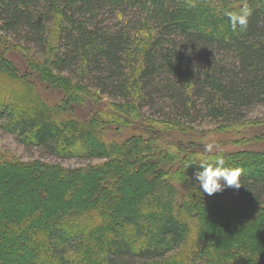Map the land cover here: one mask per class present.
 Returning a JSON list of instances; mask_svg holds the SVG:
<instances>
[{
    "label": "trees",
    "instance_id": "1",
    "mask_svg": "<svg viewBox=\"0 0 264 264\" xmlns=\"http://www.w3.org/2000/svg\"><path fill=\"white\" fill-rule=\"evenodd\" d=\"M244 13L246 25L234 30L226 14ZM59 86L73 103L54 105L47 92ZM84 101L87 116L74 109ZM258 109L261 116H251ZM199 122L213 126L189 134ZM160 124L175 126L173 137L185 132L183 141L151 136L150 125ZM0 127L55 157L104 160L83 169L1 157L0 174L12 178L6 194L23 185L16 202L28 198L29 208L0 199V228L8 231L0 264H208L218 256L214 264H264V246L224 237L220 249L199 228L202 212L211 229L212 208L264 219V149L257 148L264 136L255 133L264 128V0H0ZM214 137L238 150L217 147ZM217 153L239 171V190L211 197L191 190L172 206L175 187L195 183L192 158ZM122 161L149 177L136 214L107 224L124 201ZM84 175L96 194L71 195ZM57 177L64 183L53 196L44 179ZM15 241L18 256L10 251Z\"/></svg>",
    "mask_w": 264,
    "mask_h": 264
},
{
    "label": "rangeland",
    "instance_id": "2",
    "mask_svg": "<svg viewBox=\"0 0 264 264\" xmlns=\"http://www.w3.org/2000/svg\"><path fill=\"white\" fill-rule=\"evenodd\" d=\"M28 46L29 47L32 46L30 48L32 50L34 45L28 44ZM15 66L16 67L18 66V69L20 71V72L18 71L17 73H22V71L24 70V65L18 63ZM57 85H59V84H57ZM62 88H63V86H59L58 87L59 91L56 90V92H54V91L49 90L47 92V96H49L50 98H52L54 100V105L59 103L62 98H65V97L68 98L70 95V92L64 90L63 93L65 95L63 96V93H61ZM73 98L74 97H70L68 99L73 103V101H72ZM97 98H98V100L100 98H107L111 101V99L108 97L98 96ZM88 106H89V104L84 101L83 105L80 106L79 109L75 108V107H74V109H75V111H77L76 113L80 114L81 116H83V115L87 116L89 114L88 113V110H89ZM81 109H84V110L82 111ZM80 110H81V112H80ZM259 110L260 109L254 111L251 116L257 115L259 113ZM260 111H263V110H260ZM97 112L99 113L100 111L94 109L95 115L101 117L102 115H97ZM249 114H250V112L247 115H249ZM258 115L261 116L260 114H258ZM124 119H125V116H124ZM136 120L137 119H135V122H136ZM142 123H144V121L136 122V127L138 129L143 128L144 126L142 125ZM200 123L201 122H199L198 124H200ZM198 126L199 127H197V126L191 127L193 129V131L189 132V134L192 135L193 132L199 131V128L204 129V128L211 127L213 125L208 123V124H200ZM150 127H151L150 135L156 136L157 138L158 137L163 138L166 136H168V138H170V137H173V135L175 134V131H174L175 126H171L168 124L150 125ZM118 133L121 136L122 141L128 135V131L124 128L119 129ZM184 133L185 132H183V131L179 132V134L176 135L175 137H173L172 140L183 141L182 138L184 137ZM255 133L257 135H259V138H262L264 136V128L260 129V130H255ZM142 138L146 139L143 136H142ZM214 139H216L215 144L217 147H222L223 149L229 150V151L238 150V147L235 144H230V143H227L225 141H221V139L219 137H214ZM251 139H252L251 137H247L246 139L241 140V142H248ZM146 141H149V139ZM220 142H222V143H220ZM257 148L264 149V142L259 144L257 146ZM1 157L13 158L14 160L18 159L20 161H32L34 159H40L41 158L42 160H44V162L59 163L63 167H75V166L81 167V166H85L87 164L95 165V164H102V162H104L103 159H99V158L85 159V158H77V157L71 158L70 156L55 157L54 155L49 154L48 151H46L44 148L24 145L23 143H21L20 141L17 140L15 134H11L9 132H6L0 127V158ZM120 166L123 169V171L120 174H124V175L126 174V176H127L126 182L121 183V185H120L121 186L120 190H121L122 194H124V201L117 202L118 205L115 206L114 212H111L110 215L108 216L110 219H107V221H106L107 224H109L111 222L112 218H114V217L119 218V217L126 215L129 210H131L132 215L136 214V211L134 212L132 209L136 208L137 202L139 200V194L141 193V187L145 185L143 180H145L147 177H149V175L147 174V171H142V170L140 171V169H137L134 167L127 169L128 166H126L125 163H123V161H122V163H120ZM81 168L86 169V167H81ZM30 177L36 178V177H38V175L34 172V173L30 174ZM88 177L86 175H84L82 177V179L79 180L80 183H76L74 185L73 192H71V195L83 196V194H84V196L85 195L89 196V194H93V193L96 194V191L98 190L96 187H94L93 189L91 187H88L89 186V178ZM101 177H102V175H100L99 179ZM11 179L12 178H11L10 171H4L0 174V199H4L5 202H10L9 203L10 205L6 204L7 208L11 207L12 205H15L18 207L17 209H19V212H23L29 208L28 198L24 200L21 197L20 199H22V201L16 202L17 201L16 199L18 196L17 197H15V196L19 194L18 193L19 191H22L21 189L24 186L22 185L21 189L10 188L9 190L12 191L13 193L7 195L6 190L9 187V182L11 181ZM44 181H45V184H47L49 186V194H52L53 196L58 192V190H60V188L63 185L62 183H64L62 181V178L53 179V180L52 179H44ZM185 181L187 183H184L180 186L175 187V189L177 190V193L175 196V202H173L172 206L179 205L183 201L187 202V199L189 198L188 196H189V193L191 192V190L194 191V194H196V195L205 196L200 192L199 188L197 187V185L195 183L190 182L188 180H185ZM174 185H176V184H174ZM226 192H228V189L224 190L223 192H218L216 194H226ZM38 201L41 202V199L40 200L38 199ZM177 201H179V203H177ZM60 204H62V201L60 202ZM244 212H245V210H243V213ZM236 213L237 212H235L234 210H232L230 212V210L229 211L228 210L219 211V210L212 208L211 210H209V214L213 218L214 222L211 225V229H210L209 226H207V224H206L205 218H203V213L201 212V214H200L201 216L199 219V228H202L203 233L205 235V240L208 243H211L212 245H216L218 248L222 249L224 247V243L222 241V238L224 239V237H227L230 239L229 241L233 245H240L241 243H243L244 245L249 244V245H252L256 248H260V250H261L262 247L264 246V242L259 241L261 239V237H260L261 236V230L264 228V219L262 218V214L260 217H259L260 213H258L259 215L257 214L258 216L255 215L257 217L256 218L253 217L254 218L253 221H251L252 218H247L245 221V219L244 220L242 219L243 215H242V218H241V216L237 217ZM52 216H53V214L51 211L49 213L45 214L43 217L41 215H39L38 218L35 219V223L40 224L42 222H45L46 219L51 218ZM258 218H259V222H256V221H258L257 220ZM248 220H250V221H248ZM254 222H256V223L254 224ZM252 226H253V228H250ZM7 232L8 231L5 228H3V227L0 228V242L3 238H5V235L7 234ZM9 234H11V233H9ZM248 237L252 238V239L248 240L249 242L247 241ZM259 242H261V243H259ZM16 244H17V242L15 241V245L10 248L12 256H15V255L18 256V254L20 252V250L16 249L17 248ZM233 245H231V247H233ZM258 251H259V249H258ZM254 254L258 255L257 251ZM217 258H221V257L218 256V257H215L214 259H210L207 257L206 262H208V264H214L215 260ZM259 258H260V255H259Z\"/></svg>",
    "mask_w": 264,
    "mask_h": 264
},
{
    "label": "clouds",
    "instance_id": "3",
    "mask_svg": "<svg viewBox=\"0 0 264 264\" xmlns=\"http://www.w3.org/2000/svg\"><path fill=\"white\" fill-rule=\"evenodd\" d=\"M229 17L233 29L246 25V15L226 14ZM211 152V146L206 148V153ZM191 164H196L200 168L194 175L195 184L203 195L213 196L218 192L226 189L239 190L241 184L239 182V171L234 168L225 167V160L222 154L215 155L197 154L192 158ZM190 164V165H191Z\"/></svg>",
    "mask_w": 264,
    "mask_h": 264
}]
</instances>
